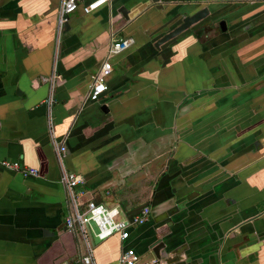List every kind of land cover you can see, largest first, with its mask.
I'll return each instance as SVG.
<instances>
[{"label": "crops", "instance_id": "crops-1", "mask_svg": "<svg viewBox=\"0 0 264 264\" xmlns=\"http://www.w3.org/2000/svg\"><path fill=\"white\" fill-rule=\"evenodd\" d=\"M91 1L76 0L59 32L51 132L83 199L123 219L150 209L123 242L90 235L96 264H116L125 247L150 263L157 238L163 264H264V0H107L85 12ZM59 2L0 0V158L37 170L0 167V264H73L82 250L63 228L40 81ZM201 7L225 30L204 20L153 46L171 15ZM111 37L132 42L108 58L98 100L83 101Z\"/></svg>", "mask_w": 264, "mask_h": 264}, {"label": "built area", "instance_id": "built-area-1", "mask_svg": "<svg viewBox=\"0 0 264 264\" xmlns=\"http://www.w3.org/2000/svg\"><path fill=\"white\" fill-rule=\"evenodd\" d=\"M107 0H93L83 7L85 12L97 8ZM76 0H60L56 17V41L53 48L51 71L48 75L40 78L41 82L48 84L49 94L44 100L47 108V126L55 149L56 158L60 166L59 183L64 191L65 213L63 216V228L75 235L81 243L82 250L73 259V264H96L93 258L94 245L91 243L90 235L99 243L111 237H117L119 242L127 239L129 231L135 226L143 224L149 217L148 205H142L128 219L118 218L119 209L115 205H105L94 202L91 199H83L84 191L79 187L83 183L82 177L63 165L65 147L62 141H56L51 132L49 112L53 103V88L56 80V61L58 54L59 32L66 16L74 11ZM132 42L130 37H111L104 59L98 69L90 75L87 91L83 101H97L99 95L105 90V78L110 72L108 58L125 50ZM0 167L6 170L19 173L22 177L37 176L35 168L23 165L22 163L0 158ZM94 227V229L92 228ZM139 255L132 247L121 249L116 264H142L138 263ZM151 264V263H144Z\"/></svg>", "mask_w": 264, "mask_h": 264}, {"label": "water", "instance_id": "water-1", "mask_svg": "<svg viewBox=\"0 0 264 264\" xmlns=\"http://www.w3.org/2000/svg\"><path fill=\"white\" fill-rule=\"evenodd\" d=\"M153 2H156V0H151ZM158 8L161 7V5H157ZM121 15L125 17V14L123 9H120ZM210 15L209 10L207 7H201L194 12L186 15H181L179 12L174 13L173 15L170 16L164 25L162 27H167V30L163 32L154 42L153 46L155 48H158L159 45L170 41L171 39L179 36L189 28H191L193 25L204 21V20H211V17H208ZM177 22L175 25H173L171 28L170 26L168 27L169 24H173ZM218 25L220 27L221 31L225 30V24L223 20L218 21ZM150 251L152 253L153 260L151 261V264H163L161 263L162 259L166 258L167 251L164 249L163 242L157 238L150 246Z\"/></svg>", "mask_w": 264, "mask_h": 264}, {"label": "rangeland", "instance_id": "rangeland-1", "mask_svg": "<svg viewBox=\"0 0 264 264\" xmlns=\"http://www.w3.org/2000/svg\"><path fill=\"white\" fill-rule=\"evenodd\" d=\"M121 208H122V207H121ZM118 218L123 219V215L120 214V215L118 216ZM93 242H94V244L97 243V241H96L95 239H93ZM147 259H148V258L145 257V255L143 254V255L140 257L138 263H143V261H144V260H147Z\"/></svg>", "mask_w": 264, "mask_h": 264}, {"label": "flooded vegetation", "instance_id": "flooded-vegetation-1", "mask_svg": "<svg viewBox=\"0 0 264 264\" xmlns=\"http://www.w3.org/2000/svg\"><path fill=\"white\" fill-rule=\"evenodd\" d=\"M219 20H223V19H219ZM219 20L216 21L215 17L213 16V19L210 20V21L214 22V23L216 24V26H217L218 28H220L219 25H218V21H219ZM150 263H151V262H150Z\"/></svg>", "mask_w": 264, "mask_h": 264}]
</instances>
